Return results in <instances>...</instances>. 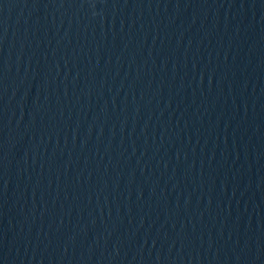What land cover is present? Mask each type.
Instances as JSON below:
<instances>
[{
  "label": "water",
  "instance_id": "1",
  "mask_svg": "<svg viewBox=\"0 0 264 264\" xmlns=\"http://www.w3.org/2000/svg\"><path fill=\"white\" fill-rule=\"evenodd\" d=\"M0 264H264V0H0Z\"/></svg>",
  "mask_w": 264,
  "mask_h": 264
}]
</instances>
